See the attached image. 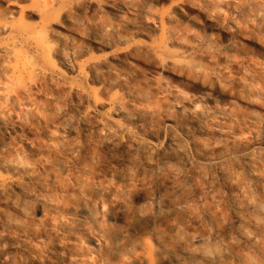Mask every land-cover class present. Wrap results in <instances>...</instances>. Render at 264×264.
<instances>
[{
    "label": "rangeland",
    "instance_id": "rangeland-1",
    "mask_svg": "<svg viewBox=\"0 0 264 264\" xmlns=\"http://www.w3.org/2000/svg\"><path fill=\"white\" fill-rule=\"evenodd\" d=\"M72 1L0 0V97L3 94L10 96V101L0 105V120L13 127L8 134L0 132V159L34 164L39 159L33 156L35 150L48 151L56 145L55 139L48 136L45 127L55 120L54 115L57 112H65V118L71 121H76L86 110L97 113L98 120L109 119L107 108L100 109L92 98L86 99L83 94L98 90L96 77L99 73L107 79L109 75L118 77V81L108 85L107 94L105 92L98 95L103 100L109 95L117 94L131 105L133 103L128 100L132 98L128 92L132 94L134 88L141 87L154 91L159 104L165 107L167 103L160 92L162 84L177 88L185 98L199 94L200 80H193L186 72L178 74L172 67L164 69L160 66V60L171 58L187 67H194L196 71L199 68L197 73L201 78L207 77L203 82L210 84L209 92L217 102L226 106L228 102L233 103L232 114L235 118L231 123L236 119L240 120L242 114L255 112L261 118H258V126L249 129L245 127L241 135L243 141L240 149L226 157L221 151L202 155L205 150L202 147L217 139L202 134L198 125L181 120L177 115L174 116L171 126L165 127L162 120L154 122L151 124V132L141 122L111 116L110 122L119 141H151L160 151L155 154L154 165L150 168L140 163L139 153L134 152L130 158L126 157L125 151L120 147L118 150L104 149L99 153L97 169L101 175L109 177L112 171L114 174L122 172L127 166V160L135 161V165L142 169L141 176L131 184L121 180L119 186L127 189V199L133 205L143 203L150 197L148 201L151 205L147 208L157 226V221L162 216L156 209L157 199L163 196L161 185L168 176V168L165 167L163 173L164 169L161 167L168 158V152L165 153L163 147L165 136L171 134L184 148L191 162L187 166H177L178 169L186 172V175L201 170L212 178L207 184L187 181V188L195 194L199 189L204 188L200 190L201 193L208 190L210 185L214 195L219 197L218 203L212 207L223 213L221 225L229 230L233 219V193L220 177L219 169L204 161V158L209 155L207 158L216 159L212 160L216 162L223 157L230 165L244 167L250 164L245 158L248 152L264 155V26L251 14L242 10L232 11L220 0H91L78 6H73ZM210 2L217 3L219 9L218 17L213 21L205 18L206 7ZM126 5L130 7L124 8ZM69 7L71 8L68 9ZM145 11H150L156 19L145 23ZM58 15L60 17L56 19ZM170 26L174 27L172 35L180 43L193 48L167 45ZM40 38L45 40L44 44L52 46L51 54H48L50 52L46 46L41 48L37 45ZM70 40H74L84 51H72L68 45ZM72 53L74 54L71 55ZM62 55L70 57L69 62L73 67L108 59L110 73L105 68L89 65L81 67L80 74L76 69L71 70L62 63ZM258 84L259 89H262L261 101L252 92L254 86L259 90ZM71 87L76 88L77 92H73ZM254 99L259 101L255 102ZM28 109L27 114L24 110ZM260 123L263 124L260 126ZM47 130L52 132L54 128ZM82 140L80 137L69 136L65 145L70 150L78 146L83 149ZM72 154L74 159L80 160L81 154ZM75 162L71 163L72 169L80 166L78 161ZM156 165L160 166L161 171H158ZM9 175L10 172L0 164V177ZM243 179L246 185L253 183L246 174H243ZM35 182L34 177L27 184L34 193V199H30L31 203L28 204L29 211L33 214L38 210L36 200L40 197L46 198L47 206L54 205L57 200L53 191L40 190L35 187ZM147 184L149 185L146 186ZM256 186L260 185L253 183V187L257 189ZM1 201L0 195V216H3L6 215L7 208ZM116 223L120 228L129 229L131 234L135 230L134 226L123 219H117ZM1 230L0 224V232ZM155 231L154 225L143 238L150 244L151 252L158 255V264H167L162 247L157 246ZM233 241L236 243L235 239ZM56 242L57 238L44 247L40 261L36 262L29 259L23 247L18 246L14 235L5 236V239L0 240V254L5 253L8 256L6 255V262L2 263L11 264L12 261V264H75L67 261L68 256L56 246ZM83 243L91 249L96 248L92 240L84 239ZM238 248L242 251L239 245Z\"/></svg>",
    "mask_w": 264,
    "mask_h": 264
},
{
    "label": "bare ground",
    "instance_id": "bare-ground-1",
    "mask_svg": "<svg viewBox=\"0 0 264 264\" xmlns=\"http://www.w3.org/2000/svg\"><path fill=\"white\" fill-rule=\"evenodd\" d=\"M90 1L73 0L71 4L78 6ZM220 2L232 11L242 10L251 14L260 25L264 26V0H220ZM129 7L126 5L124 8ZM206 9L207 21H213L218 17L217 3L210 2ZM144 16L145 23H151L156 19L150 11H145ZM57 17L59 18L60 15L56 16V19ZM173 29L174 27L170 26L167 45L192 49L193 46L183 45L172 35ZM42 40L37 42V45L41 48L46 46L48 52H52V46L50 47L48 43L44 44L45 40L43 42ZM68 45L74 52L84 51L74 40H70ZM69 59L70 57L61 56V61L67 68L76 69L80 74L81 67L89 65L105 68L108 70L107 73H110L108 59L86 62L74 67L71 66ZM160 66L164 69L172 67L178 74L186 72L193 80H200L199 94L185 98L177 88L162 84L161 87L164 86V88L160 87L162 89L160 92L167 103L165 107L159 104L154 91L141 87L134 88L132 94L128 92L132 98L128 100L133 103L131 105L117 94L109 95L103 100L99 99L98 95L105 92L107 94L108 85L118 81V77L109 75L107 79L103 78V74L98 75L96 72L98 90L92 93L83 92V94L86 99L92 98L100 109L107 108L108 120H98L97 113L92 110L84 111L76 121L70 119L69 121L65 118V112H57L54 115L55 120L45 127L46 133L55 139L56 145L48 151L35 150L33 156L39 159L34 164L31 163L29 166L19 161L0 159L1 167L10 172L9 176L0 177L1 202L7 208L6 215L0 216L2 228L0 240L5 239V236L14 235L18 246L23 247L29 259L36 262L40 261L43 248L57 238L56 246L64 250L63 254L66 253L67 261L71 263L158 264V255L151 252L150 244L143 238L155 225L157 246L162 247L163 254H165L164 261H167V264H264V155L258 152H248L245 158L250 164L244 167L238 164L230 165L223 160V157L218 158L216 162H214L216 159L207 158L209 155L204 158V161L219 169L220 177L233 193V219L229 224V230L221 225L223 213L217 212L212 207L219 201L212 187L209 185L208 190L202 193L204 188L199 189V192L195 194L187 188V181L207 184L212 178L201 170L194 171L195 174L186 175V172L178 169L181 165L187 166L191 162L184 148L171 134L165 136L163 147V150H166L164 152H168L166 154L168 158L161 167L164 169H162L163 173H165V167L168 168V176L161 185L163 196H159L162 198L158 197V202L156 201V209L159 214H162L161 220L157 221V226L156 221L152 219L151 211L147 208L151 205L148 201L150 197L143 203L133 205L127 199V189L119 186L121 180L131 184L141 176L142 169L135 165V161L127 160V166L122 172L114 174L112 171L109 177L101 175L100 170L97 169L99 153L104 149L118 150L120 147L125 151L126 157L130 158L134 152L139 153L140 163L150 168L154 165L155 154H159L160 151L151 141L138 143L130 140L119 141L110 122L111 116L141 122L146 130L151 132V124L154 122L162 120L165 127L171 126L174 116L177 115L181 120L198 125L202 134L217 139L211 142L212 144L202 147L205 149L204 154L201 152L202 155L221 151L226 157L240 149L243 141L241 135L245 127L249 129V127L258 126V118L260 120L261 118L257 117L255 112L242 114L240 120L236 119L234 123H231L235 118L232 114L234 112L233 103L228 102L227 106L222 105L211 96L210 84L203 82L207 77L199 76L197 73L199 68L196 71L194 67H187L182 62L171 58L160 60ZM254 87L253 96L259 97L260 100L262 89H259V84L257 85L259 90L256 86ZM71 90L77 92L76 88L71 87ZM9 98L8 94H3L0 97V105L10 101ZM29 109L24 112H29ZM179 118L176 119L179 120ZM6 123L0 120V132L4 135L13 128ZM261 124L263 123H260V126ZM49 128H54V131L49 132L47 130ZM69 136L83 139V149L81 146L73 150L68 149L65 141ZM73 152L81 154L80 160L74 159ZM75 160L80 166L72 169L71 163ZM160 169L157 170L161 171ZM243 174H246L254 184L260 186H256V189L253 183L250 186L246 185ZM34 177L36 188L53 191L57 199L54 205L49 206L46 205L48 203L46 198L37 199L38 210L35 214L29 211L28 204L34 197V193L32 188L27 186ZM117 219H123L127 224L134 226L133 233H129V229L117 226ZM84 239L95 242L96 248L91 249L85 246ZM238 245L242 251L239 250ZM6 255L5 253L0 254L1 263L6 262Z\"/></svg>",
    "mask_w": 264,
    "mask_h": 264
}]
</instances>
